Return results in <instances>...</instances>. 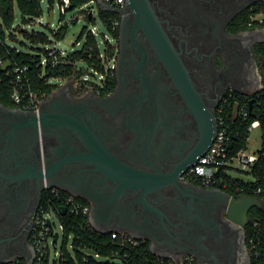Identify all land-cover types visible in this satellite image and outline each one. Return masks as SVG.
I'll return each instance as SVG.
<instances>
[{"label":"flooded vegetation","instance_id":"af4514ba","mask_svg":"<svg viewBox=\"0 0 264 264\" xmlns=\"http://www.w3.org/2000/svg\"><path fill=\"white\" fill-rule=\"evenodd\" d=\"M110 7L118 18L109 46L112 85L63 80L35 111L73 114L84 128L36 127L32 111L0 104V263L32 261L30 237L45 189L59 183L83 197L75 195L90 205L103 231L144 240L154 255L253 264L246 230L258 208L241 227L227 209L231 197L243 195L186 173L216 135L227 94L263 88L257 48L264 44V0H124ZM167 46L197 98L179 89ZM89 133L129 165L170 184L118 194L111 178L81 159L92 153L82 138ZM46 160L62 162L51 177Z\"/></svg>","mask_w":264,"mask_h":264},{"label":"trees","instance_id":"16d2710c","mask_svg":"<svg viewBox=\"0 0 264 264\" xmlns=\"http://www.w3.org/2000/svg\"><path fill=\"white\" fill-rule=\"evenodd\" d=\"M9 4L8 10L4 12L0 6V104L5 106L14 107L10 99L9 89L10 83L14 79L13 70L15 68H26V80L27 85L32 92H34L39 98L43 99L48 96L52 91L56 89V85L49 83L51 79L55 80H66V79H75L81 82L82 77L85 76V71L82 69H77L75 67L76 62H83L89 67L93 68L103 79L101 80L105 84V88H109L111 83V77L109 70L105 71V60L100 58V53L97 49L94 37L88 33L86 35V41L84 48L80 51L74 52L72 54L65 55L61 61L52 68L50 65L41 67V58L39 55H31L22 51H19L16 47H13L8 44L9 41L15 42V37L11 32L14 27V13H13V2L17 6V9L21 15V24L29 25L33 23L36 19L42 16L41 3L42 0H6ZM49 8H52V5L55 1L59 2L60 0H47ZM94 0H70L69 6L65 9V13L68 11H73L76 8L83 7ZM113 6V5H109ZM63 15V14H61ZM97 17L101 21L102 25L106 30L112 35L116 36L117 31L113 28V22L118 18L115 14L99 10ZM73 20L72 22H75ZM86 23L94 25L95 20L93 15L89 17L87 13L85 16ZM251 27H244L248 29ZM19 32H22L23 35L27 38L33 39V41H39L41 43H46L47 39L41 34L37 36L29 35L25 30L20 26ZM86 29L84 28L79 36H83ZM66 33V26L57 30L54 33L56 39L60 40L64 37ZM78 43V42H77ZM49 50V49H48ZM48 50H44L43 53L45 57L47 56ZM258 54H260L264 60V44L260 45L257 48ZM111 56L109 51V46L105 51V57L109 58ZM104 60V61H103ZM262 83L263 88L258 91L253 97L255 98L254 102L251 105L249 118L247 121L242 120L240 117L234 118V123L230 124V131L233 134V148L230 151L231 154H235L237 151L243 148H247V141L249 132L247 128L249 125L254 122H259L260 130V148L256 151L257 159L247 170H238L245 173L251 177V180H243L231 175H222L224 181L228 184V189L234 193L235 189H243L242 195L246 196H257L259 197L264 204V65L261 68ZM230 116V114L228 113ZM237 134V135H236ZM255 181H254V180ZM222 189V187H220ZM257 188H261V193L257 194L255 191ZM63 194H65L63 192ZM65 224V233L69 232L67 226L74 225L73 232L76 235L80 236L79 241L83 244H89L91 242L93 249L96 253L101 256H111L112 252L118 251L119 254L126 253L128 255L129 264H144L146 258H150V254L145 256L143 252V247L148 249V244L141 248H118L117 242L118 239L112 240L110 235H92L88 231L78 228L79 220L76 218L64 217ZM250 223L246 230V239L247 242L250 239H253L255 243V249L251 253V258L253 264H264V210L255 209L250 215ZM254 224L256 227H254ZM146 249V251H147ZM76 259L74 261L67 253H64L63 258L58 264H115L110 261H99L89 259L88 263L82 261L81 253L78 250H75ZM149 253V252H148Z\"/></svg>","mask_w":264,"mask_h":264},{"label":"built area","instance_id":"2783aa9c","mask_svg":"<svg viewBox=\"0 0 264 264\" xmlns=\"http://www.w3.org/2000/svg\"><path fill=\"white\" fill-rule=\"evenodd\" d=\"M108 5H113L114 7L120 8L124 4V0H101ZM93 2V1H91ZM70 0H60L58 2L59 10L61 14H65V9L69 6ZM116 21L113 22V27H115ZM64 57L63 51L55 47L48 50L47 56L44 61H41L40 65L42 68L50 65L54 68ZM100 58L105 60V71L111 69L110 58L100 55ZM14 79L10 83V99L12 103L20 110L23 111H37L41 98H39L34 92L30 90L27 85L26 80V68H15L13 70ZM257 93V92H256ZM255 94H244L236 93L230 91L225 97L217 117V132L214 140L209 147V149L198 158L197 162L189 167L187 175L199 178L208 187H216L223 189H228V184L224 181L222 175H232V170L234 162L237 166L242 168V171L249 169V167L256 161V154H248L246 148L240 149L235 154L230 155L229 143H233V134L230 131V124L234 123V118L240 117L242 120L247 121L249 118L250 111L248 109L249 102H254ZM44 99V98H43ZM230 114V116L228 115ZM259 122H252L247 131L249 132L251 128L258 127ZM237 135V134H236ZM238 170V169H237ZM254 180V179H253ZM255 181V180H254ZM63 192L65 194H63ZM234 193L242 195L243 189H235ZM255 193H261V188H257ZM64 208L65 214L61 215L59 209ZM64 217L76 218L79 220L78 228L84 229L91 233L92 235H110L112 240L118 239V248H141L145 246L146 242L144 240H139L131 235L119 233L117 231H111L109 233L99 232L92 225L90 217V205L76 197L72 193H68L65 190L59 189L57 187H47L45 189L44 202L39 210V215L35 220L33 226L30 242L33 248V259L31 264H49V246L51 245L54 250L57 241L60 238V234L56 231L53 218H56L59 222V227L61 231V236L64 242L71 239V249L72 252L69 253L64 249L62 252H57L55 250V260L54 264H58L64 260V253H67L74 261L76 259V252L78 250L81 253L82 261L88 263L89 259L99 260V261H110L115 264H129V257L126 253L119 254L118 251L112 252L111 256H101L96 253L93 249V244H83L79 241L80 236L73 232L74 225L67 226L69 229L68 233H65ZM254 227L256 225L254 224ZM56 237V240H54ZM251 249H255V243L253 239L249 240ZM143 247V252L145 256L150 254V258L145 259L144 264H196L190 257H186L183 261L175 262L172 259L154 255L150 248ZM149 252V253H148ZM0 264H25L19 259L13 261L4 262Z\"/></svg>","mask_w":264,"mask_h":264},{"label":"rangeland","instance_id":"374dc122","mask_svg":"<svg viewBox=\"0 0 264 264\" xmlns=\"http://www.w3.org/2000/svg\"><path fill=\"white\" fill-rule=\"evenodd\" d=\"M12 6L15 21L14 27L12 28L11 32L13 33L16 41H9L8 44L13 47H16L19 51L31 55H39L41 61H44L46 58L43 51L51 49L53 47L59 50L61 49L64 53V56L82 50L84 48L86 35L88 33H90L94 37L100 55H104L107 47L113 44L112 35L106 30V28L102 25L101 21L97 17L98 6L95 1L88 3L83 7L76 8L73 11H68L64 15H61L57 1L53 3L52 8H49L48 1L42 0V16L36 19L33 23L25 26L21 24V15L17 9L15 1L13 2ZM87 13L90 14V17L91 15H93L95 20L94 25L86 23L85 16ZM73 20L76 21L72 22ZM20 26L29 35L34 34L35 36H37V34H41L45 36L47 42L41 43L39 41H33V39L31 38L25 37L22 32L18 31ZM65 26L66 33L64 37L60 40L56 39L54 33H56L57 30ZM84 28L86 29L85 33L82 37L78 39L80 32ZM75 67L77 69H82L86 72L85 76L82 77V80H86L85 82H83L84 85L100 84L101 76L93 68L89 67L83 62H76ZM66 80L70 86L76 85V82H74L73 79ZM62 82L65 81L55 79H51L49 81L50 84L56 86L61 85ZM259 148L260 130L258 127H253L249 131L246 152L248 154H255ZM233 168L234 169L231 171L233 176L246 181L251 180V177L249 175L238 171L242 170V168L237 166L236 162H234ZM53 222L56 231L60 234V238L56 243L55 250L57 252H62L64 249H66L67 252L71 253V239H68L64 242L63 237L61 236L58 220L56 218H53ZM55 250L51 245L49 246V264H54L53 262L55 260Z\"/></svg>","mask_w":264,"mask_h":264},{"label":"water","instance_id":"95a60500","mask_svg":"<svg viewBox=\"0 0 264 264\" xmlns=\"http://www.w3.org/2000/svg\"><path fill=\"white\" fill-rule=\"evenodd\" d=\"M94 1L97 3L99 10L111 12V7L108 4L104 3L101 0ZM0 6L2 10L6 12L8 10L9 4L6 0H0ZM167 50L169 51V55L171 57V66L173 68L171 73L175 74L179 89L183 90L185 87L190 96L197 98V95L193 92V89L190 87V82L188 81L186 71L184 70L180 60L177 58V55L169 46H167ZM251 105L252 103L250 101L249 109H251ZM31 114L33 115L31 123L36 127H42L43 125L58 124L71 127L72 129L84 128L81 121L78 120L77 117L73 114H43L40 111H32ZM83 135L82 138L84 137V141H88V143L93 146V149L91 154L82 155L81 159L92 164L96 170L103 172L109 178H111V180L117 184L118 194H121L125 188H131L132 190H143L144 193H147L162 186H167L170 184L169 181L165 182L162 180L161 182L160 179L148 175L145 172H142L141 170L129 165L123 157H119L115 153L109 151L108 148L94 135L90 133L89 137H85L86 135ZM214 137H210L208 140L205 141V143L202 145V147L198 151L197 155L193 158L189 166L195 164L198 158L205 154V152L211 146ZM228 148H232V142L229 143ZM45 162V164L47 165L45 170L46 177H51L53 174H55V172L60 168V165L62 164L60 160L54 162L46 160ZM48 187H57L62 190H67L69 191V193H72L76 196H79L75 194L74 191L70 188L60 187L59 183H52ZM252 208H264V204L259 197L246 195H243L239 198L231 197L228 202L227 215L231 221L241 227H244L246 225V214ZM59 211L61 215L65 214L64 208H60ZM91 222L95 229H97L99 232H111L103 231L102 227L95 219L91 218ZM54 240H56V237ZM152 252L154 251L152 250ZM26 264H31V260H27Z\"/></svg>","mask_w":264,"mask_h":264}]
</instances>
